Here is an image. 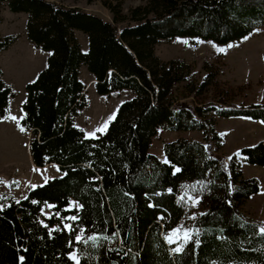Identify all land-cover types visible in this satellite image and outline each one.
Instances as JSON below:
<instances>
[{"label":"trees","instance_id":"1","mask_svg":"<svg viewBox=\"0 0 264 264\" xmlns=\"http://www.w3.org/2000/svg\"><path fill=\"white\" fill-rule=\"evenodd\" d=\"M4 1L10 11L27 13L28 39L48 52L46 66L25 84L20 124L30 134L32 164L54 165L62 175L29 188L21 199L0 201V264H74L73 253L80 264H264V233L240 211L258 193V182L243 177L236 156L226 164L215 155L214 132L197 118L200 107L171 99L188 65L164 62L154 52L157 43L175 37L239 40L264 24V0H149L123 25L54 1ZM74 31L87 36V51ZM15 40L0 36V51ZM82 64L100 95L133 93L95 136L74 124L86 105ZM2 76L0 69V118L13 96ZM217 114L264 122L259 104ZM164 125L201 130L205 142H168L161 161L149 148ZM238 155L264 167V141ZM188 194L205 211L192 239L174 253L164 236L185 216ZM81 233L84 240L97 237V246L77 241Z\"/></svg>","mask_w":264,"mask_h":264},{"label":"rangeland","instance_id":"2","mask_svg":"<svg viewBox=\"0 0 264 264\" xmlns=\"http://www.w3.org/2000/svg\"><path fill=\"white\" fill-rule=\"evenodd\" d=\"M48 1L76 6L108 20L115 18L118 25H123L132 23V11L142 8L149 0ZM27 18V13L10 11L5 1L0 4V36L16 37L14 43L0 51L2 78L13 92L8 113L0 118V179L4 181L0 183V201L21 199L29 188L43 185L62 175L54 165L37 168L32 164L29 154L30 134L20 124L25 84L34 80L46 66L48 56V52L37 48L28 39ZM74 35L81 43L82 50L87 51V36L81 31H74ZM154 52L164 62L179 60L188 65L184 71L187 79L174 86L171 99L176 104L200 107L202 111L197 118L208 122L214 132L212 145L215 155L226 164L230 163L233 155L236 156L243 177L258 182V193L251 196L240 211L244 218L255 222L260 230L264 227V167L247 163L238 152L246 145L264 141V122L245 116L224 117L217 114V109H246L255 104L264 106V24L241 39L227 44L175 37L157 43ZM79 78L85 84L86 105L75 117L74 124L87 136H95L105 131L97 130L108 125L118 106L132 97L133 93L123 89L100 95L96 91L93 75L84 64L80 66ZM12 116L18 119L12 120ZM216 136L220 137V145ZM181 138L205 142L201 130H175L164 125L151 138L149 152L164 161V145ZM196 201H199L197 196L187 195L186 214L174 229L183 226L194 233L195 221L205 211L200 201ZM48 214L49 208L44 209L43 215ZM180 244L183 247L185 245L183 240L169 244L172 252L176 253L174 249ZM73 255L76 254H71V257Z\"/></svg>","mask_w":264,"mask_h":264},{"label":"snow or ice","instance_id":"3","mask_svg":"<svg viewBox=\"0 0 264 264\" xmlns=\"http://www.w3.org/2000/svg\"><path fill=\"white\" fill-rule=\"evenodd\" d=\"M221 51H223V49H221ZM11 119L15 121L18 118L15 116H12ZM106 128H107V125H105L104 128H102V129H98L97 131L102 132ZM21 130H23V129H21ZM92 135H95V134L93 133ZM176 171H179V169H176ZM0 183H4V181L2 179H0ZM195 203H199V201H196ZM192 218L195 219V217H192ZM70 219L75 220L76 217L73 216V217H70ZM66 227L71 228L70 225H66ZM260 231H261V233H264V227H262L260 229ZM198 235H199V230H196V236H198ZM76 239H77V241H82L83 243H87L88 240H91L93 247L97 246L98 238L95 236H90V237H88V240H84L83 239V233H81L79 236L76 237ZM165 239H166L167 243H169V244H177L178 241H180V240H183V242L186 244L192 239V232L190 230L184 229L183 226H180V227L174 229L169 235H167L165 237ZM197 243H198V240H197ZM182 248H183V244H180L174 250L176 252H180V251H182ZM71 259L73 261H75V264H80V261L76 255H73L71 257Z\"/></svg>","mask_w":264,"mask_h":264}]
</instances>
